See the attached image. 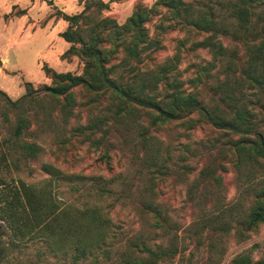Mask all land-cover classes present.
<instances>
[{
  "label": "rangeland",
  "instance_id": "1",
  "mask_svg": "<svg viewBox=\"0 0 264 264\" xmlns=\"http://www.w3.org/2000/svg\"><path fill=\"white\" fill-rule=\"evenodd\" d=\"M157 1L77 0L69 8L52 2L37 9L28 32L17 36L16 54L0 57V264H121L130 255L144 264H264V223L249 231L221 229L244 221L264 189V159L237 164L231 145L241 135L216 130L199 114L191 127L143 109L116 119L124 109L111 92L76 88L68 102L42 91L61 83L59 75L89 78L84 56L97 36L117 85L146 82L144 94L160 102L164 84L150 86V80L173 60L168 75L187 92H196L227 120L238 106L251 120L249 138L264 136V85L247 81L264 25V0L255 9V34L246 38L226 0H182L195 12L211 7L217 32L190 26L164 7L127 33L118 30L137 8L150 9ZM63 14L78 19L73 23ZM72 34L83 44L71 41ZM230 92L235 99L220 102ZM22 185L41 195L46 210L54 206L56 232L85 208L98 206L109 222L106 245L77 260L76 248L50 241L29 210L11 214L9 203ZM129 240L144 241L151 254L135 251ZM160 250L174 256L162 258Z\"/></svg>",
  "mask_w": 264,
  "mask_h": 264
},
{
  "label": "trees",
  "instance_id": "2",
  "mask_svg": "<svg viewBox=\"0 0 264 264\" xmlns=\"http://www.w3.org/2000/svg\"><path fill=\"white\" fill-rule=\"evenodd\" d=\"M226 1L228 2L227 5L231 11L230 17L235 19L236 26L238 28L244 27L242 36H245L246 38L247 34H255L257 26V24H255L256 21L254 20L255 9L257 4L262 0ZM49 3L52 4V1H49ZM186 6L187 5L182 0H158L154 7L150 9L146 7L137 8L136 12L128 20L127 24L123 28H118V30H124L127 33L131 26H138L140 22L145 23L150 18L151 13L159 7H164L173 10L179 18L183 17L184 21L189 23L188 25L190 26H194L206 32L218 31L215 21L209 19V17H214L215 15L214 10L211 7L207 8L208 6H204L202 10H197V12H195L191 5H188V7ZM63 16L65 19L73 23H75L78 19V17L68 16L65 14H63ZM258 33L260 36V44L257 47L258 53L253 56L251 64L248 65L249 70H251L253 74L247 75V81L251 84V86L254 84L260 86L264 85V25L261 26ZM95 37L97 42L87 48L85 52L87 56H84L88 58L87 71L89 78L73 77L70 74L59 75L56 77L59 81L62 80V82L54 87H45L42 89L43 92L52 97L67 99L68 102L70 98H72V92L76 88H83L91 93L111 92L117 96L121 102V107L124 109L123 115L120 116V114H117L116 119L124 116H134L135 111L143 109V111L146 110L153 112L165 122H181L191 127L194 124L196 114H199L201 118L214 129L241 135L242 138H240L235 145H231L238 158L237 164H247V162L252 159H264V136L260 135L255 136L254 138H249V132L252 131L250 126L251 120L247 118L246 115L244 117V113L238 106H235L234 109H232L233 114L230 120L225 119L221 114H217L215 110H209L203 105V102L198 98L196 92H187V89L180 80H173L172 76L168 75L170 73L169 71L174 69V66L172 68L168 67L169 63L173 60L169 61V63L165 65L166 67L160 70L157 78L150 80V86H156L159 82H163L164 84L166 95L160 102H156L154 99L150 98V96L144 94L147 87L146 82H144L141 86L117 85L116 80L110 76V72L106 67L107 56L103 50L98 49L101 41H99L97 36ZM69 39L71 41H79L82 43V41L77 40L74 34H72ZM122 41H124V39L120 40V42ZM231 94L232 92H230V95H227L220 100V102L225 103L227 100L233 101L235 96H232ZM13 105L19 107L21 102L13 103ZM260 108L264 116V104L261 102ZM25 147L28 150H31L33 146L27 144ZM101 191V193H105L108 190ZM255 199L261 202L254 204L249 213L246 215L245 220H238L235 225L233 224L234 226H230L232 223L227 222L229 227H221L224 233H231L232 230L237 227H240L242 230L249 231L259 223H264V189L257 193ZM42 200L41 195H38L35 190L29 186L22 185V191L15 194L14 202L12 201L9 203L10 208L8 211H10L11 214H18V208L24 210V212L29 210L34 216V226L36 228L44 227L45 231L48 230L47 235L50 241L56 243V240H61L62 243H65L66 245H69L70 243L74 246V248H76V251H78L77 254H75L77 260H86L88 257L94 256L97 250L106 245L109 239L107 230L109 222L107 219L101 217V210L98 206L85 208V210L79 212L78 219L68 223V225L64 228V231L59 230L60 226H58L56 227L58 230L56 232L53 225L51 226L52 217L55 216L52 214V210L55 211L54 206H52V210H46L49 206ZM145 206L147 208L149 207L148 209H154L156 215L159 214L157 212V208H152L149 205ZM141 208L144 211V203ZM43 219H45V221H42ZM75 236H78L75 239L76 242L73 239ZM133 241L134 240H129L128 243L131 248H135V251L144 253V250L146 249V251L151 254V248L149 249V247L146 246L144 249V241H140L141 243L138 242L139 240L137 242ZM159 256L167 259L172 258L174 253H166L165 251L160 250ZM130 259L131 255L129 258L123 260L121 264H144V262L140 259Z\"/></svg>",
  "mask_w": 264,
  "mask_h": 264
},
{
  "label": "crops",
  "instance_id": "3",
  "mask_svg": "<svg viewBox=\"0 0 264 264\" xmlns=\"http://www.w3.org/2000/svg\"><path fill=\"white\" fill-rule=\"evenodd\" d=\"M49 1H52L56 6L69 8L77 0H0V42H3L0 43L1 58L16 54L17 48L14 41L17 36L28 32L31 19L38 17L37 9L45 8L47 5L52 6L53 3L50 4ZM104 1L115 2L117 0ZM135 1L132 0V2ZM51 30L52 27H49L48 32L45 31L50 34L49 38L51 34H54ZM37 53V48H35L31 54L35 57Z\"/></svg>",
  "mask_w": 264,
  "mask_h": 264
}]
</instances>
